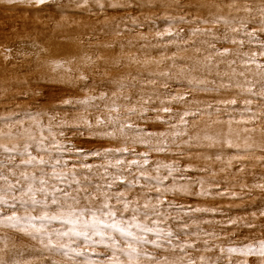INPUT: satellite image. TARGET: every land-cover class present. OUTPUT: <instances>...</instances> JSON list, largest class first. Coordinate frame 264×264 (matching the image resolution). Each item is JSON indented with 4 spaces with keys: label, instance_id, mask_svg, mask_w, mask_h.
Masks as SVG:
<instances>
[{
    "label": "snow or ice",
    "instance_id": "1",
    "mask_svg": "<svg viewBox=\"0 0 264 264\" xmlns=\"http://www.w3.org/2000/svg\"><path fill=\"white\" fill-rule=\"evenodd\" d=\"M88 2L89 0H83V4L78 7H86ZM96 4L103 12L105 4L101 0H96ZM0 6L6 9L26 6L39 11H43L39 6L50 9L61 7L59 4L54 5V0H0ZM176 6L180 9L195 7L183 5L179 0H176ZM109 7L118 9L125 5L111 3ZM216 7L219 9L220 6ZM228 7L229 15L214 14L211 20L197 17L195 21H190L184 15L165 16L166 27L162 31H156L155 38L158 41H166L165 48L168 44H175L177 52H186L187 48L179 47L184 30L174 29L179 25H189L190 37H201L199 44L205 46L203 54L201 47H195L194 54L188 57L186 69L181 68L175 77L171 70L160 71L158 75L162 78L164 91L153 87L147 98L142 95L136 104L131 103V96L124 97L129 102L126 106L117 102L119 93L128 87L122 80L111 82L116 89L112 92V99L107 91L94 95L97 85L93 82L90 86L89 77L79 68L73 80L72 68L68 65H71L76 57L52 60L51 71L64 69L67 83L83 82L80 88L83 95H74L69 89L64 95L54 97L58 105L51 104L40 111H33L32 108L22 109L20 112L13 111L0 116V122L7 128V131L0 129V155L3 156V159H0V228L15 231L38 244L40 250L46 253L47 264H145V261L149 264H163L153 252L148 251L149 246L163 251L170 249L175 252L179 249L184 254L180 258L181 264L184 257H187V264H198V261L199 264H221L222 259H226L227 264H233V255L255 256L259 258L258 264H264V239L240 246L213 245L207 238L200 240L201 229L195 219L192 223L196 224L197 230L190 232L187 223L165 211V207L178 212L184 207L169 201V195H193L192 188L195 185L190 182L177 186L174 174L207 171L206 168L195 169L191 163L181 168L175 161L164 163L156 160L154 167L149 169L153 153L170 151V137L172 143L187 137L183 144L189 148L193 147L195 141L197 148L215 149L220 146L222 149L226 146L228 149H234L236 155L229 157V167L234 160H246L249 154H254L255 149L264 152V140L250 143L251 137H247L241 146L228 138L232 134L234 122L247 124L257 119L264 121V62H261V58H264V0H260L259 21L255 25L253 8L250 5L245 3L241 6L233 2ZM232 11L237 15H232ZM240 12L246 15L240 16ZM133 23H136L135 18ZM152 23L155 24V20ZM209 23L213 28L199 26ZM221 23L225 29L223 35L215 30V26ZM250 25H253L251 30ZM114 34L121 35L119 26ZM141 39H146L143 33ZM189 42L193 45L197 43L196 40L184 41L185 44ZM217 44L221 47H216ZM229 44L232 47L226 46ZM246 45L248 51H244ZM10 52L11 49H5V60L11 58ZM80 59L89 66L96 64L87 53L80 56ZM176 59V53L168 56L165 51L162 52L161 60L156 63L171 60L172 68H175ZM237 61L241 65L240 70L234 67ZM221 65H225L227 69L223 73L220 71ZM195 73H202L203 77ZM213 73L216 79H208ZM61 79L63 80V77ZM174 79L186 80L190 85L189 89L186 92L168 91L170 82ZM148 83L155 86L157 81L149 80ZM141 91L143 92V88ZM194 91L231 93V96L218 99L215 109L211 103L201 109V102L188 100V95ZM24 95L43 97V100L36 101L37 104L48 103L46 91L33 90ZM153 98L159 103L154 104ZM238 99L243 100V109L239 112L240 120L236 121L235 117L228 113V109L235 111ZM254 102L259 106L258 111H253ZM192 103L197 104L196 110L187 106ZM174 104L180 105L181 108L174 110ZM58 106L63 107L58 109ZM205 111L209 117L215 112L218 119L214 123L217 124L224 123L219 116L228 113V137H222L220 133L211 135L206 131L202 137L199 134L195 137L189 134L187 117H195ZM44 117H47V124L44 123ZM27 121L31 122L30 126ZM157 124L164 126V130H153L149 127ZM243 131L248 133L254 129L245 127ZM84 138L99 146L85 149L73 142ZM176 147L182 146L176 144ZM172 155L183 156L184 153L173 152ZM206 158L212 159L211 156ZM215 158L221 160L222 156L217 154ZM257 158L264 160V156ZM93 160L98 162H90ZM162 170L166 174L162 173ZM240 171H243V166ZM169 178L172 180L170 185L165 183ZM180 178L190 180L183 175ZM196 183L200 188L197 196L210 194L205 190L203 180ZM257 187L264 189V184ZM137 189L139 192L130 199L129 193ZM232 197L238 198L234 192ZM191 211L215 213L217 210L196 207ZM184 215L189 213L184 212ZM260 215L264 216V211H261ZM252 216L257 218L255 212ZM240 219L242 218L231 219L228 223L237 225ZM170 220H176L181 226V233L187 239L180 241V235L169 224ZM204 223L210 224L211 221L205 220ZM244 226L255 227L246 220ZM204 235L216 237L215 232H205ZM192 237H195V240ZM200 243L203 244L202 249L197 247ZM7 248L5 238L4 250ZM189 249L202 253L218 250L219 254L213 262L204 254L193 258ZM16 254L19 255V251ZM166 260L167 257H164V261ZM0 264L32 262L0 255ZM237 264H250V261L242 259Z\"/></svg>",
    "mask_w": 264,
    "mask_h": 264
}]
</instances>
